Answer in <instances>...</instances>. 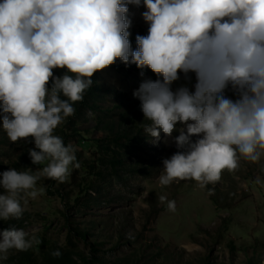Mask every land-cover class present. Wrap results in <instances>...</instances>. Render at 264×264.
<instances>
[{
    "label": "clouds",
    "instance_id": "9594fccd",
    "mask_svg": "<svg viewBox=\"0 0 264 264\" xmlns=\"http://www.w3.org/2000/svg\"><path fill=\"white\" fill-rule=\"evenodd\" d=\"M141 4L149 28L146 36L135 37L133 50L126 14L128 5ZM117 58L162 77L144 80L132 93L152 122L144 127L147 136L156 143L162 131L177 149L162 160L161 185L191 179L204 187L218 181L222 170H235L238 153L259 160L264 0H0V120L11 141L33 138L39 150H28L33 164L48 160L37 175L12 168L0 174V220L21 217V193L43 194L36 188L40 176L65 179L76 157L53 130L74 114L72 104L83 99L93 74ZM54 68L75 76L56 77ZM189 73L195 74L194 91L186 85L173 90L179 74L190 80ZM226 89L237 98H229ZM168 208L175 211V202ZM26 235L14 228L0 232V262L10 249L32 246Z\"/></svg>",
    "mask_w": 264,
    "mask_h": 264
},
{
    "label": "rangeland",
    "instance_id": "374dc122",
    "mask_svg": "<svg viewBox=\"0 0 264 264\" xmlns=\"http://www.w3.org/2000/svg\"><path fill=\"white\" fill-rule=\"evenodd\" d=\"M128 9L129 40L135 50V37L148 33L149 23L141 15L147 9L143 4ZM52 71L56 77L73 74L65 68ZM179 75L172 89L186 85L194 91L195 74H188L190 80ZM158 78L162 80L150 69L126 66L119 58L97 71L96 82L106 94L101 107L109 113L103 121L112 122L113 132L105 131L88 111L77 125L87 140L82 144L79 133L61 122L53 135L72 146L76 160L63 181L40 176L36 188H43V194L32 198L21 193L22 224L0 226V232L23 230L37 247L39 238L62 248L73 241L78 251L88 254V245L76 237L77 230H85L93 234L89 241L98 240L104 250L116 247L109 260L136 252L146 264H264V150L256 162L238 153V167L222 170L218 181L204 187L191 179L161 185L162 160L177 149L162 131L156 143L147 136L144 127L152 122L132 95L144 80ZM226 95L237 98L230 89ZM178 135L174 130L172 136ZM29 149L39 151L33 138L11 141L0 120V174L10 168L39 174L41 164L31 162ZM38 182L50 186L49 191ZM161 196L166 197L163 202ZM169 201L175 202V211L169 210Z\"/></svg>",
    "mask_w": 264,
    "mask_h": 264
},
{
    "label": "trees",
    "instance_id": "16d2710c",
    "mask_svg": "<svg viewBox=\"0 0 264 264\" xmlns=\"http://www.w3.org/2000/svg\"><path fill=\"white\" fill-rule=\"evenodd\" d=\"M67 75L73 77L75 76L69 73H67ZM91 79L93 81V84L85 90V92L83 93V99L72 104L75 109L74 114L65 117L62 120L63 127L65 129H69L70 131H73L75 135L79 133V131H77V125L85 120V114L88 111L93 112L95 114V117L97 119H100L98 121V125L103 126V128L106 129L105 131H108L110 133L113 132V127L111 126L112 122L110 121L111 123L109 122V124L103 121L105 120V117L109 115V113L101 107V104L104 101V96L106 94L96 82V72L93 74ZM51 86L52 79L50 78L47 87L51 88ZM61 98L67 99L63 96H61ZM77 137L82 139V144H85L87 142V140L81 138L80 133L77 135ZM46 165L47 163H45V161L44 163L42 162L40 165L41 169H43V167H45ZM38 183L39 186L45 187L47 192L49 191L50 186L45 183ZM21 224L22 222L19 218L0 220L1 227H10L11 225L15 227ZM76 237L88 245V254H83L78 251L75 248L73 241L69 243V246L62 248L52 242L46 241L43 238H39L37 240L38 247L32 245L27 250L23 251L10 249L7 253V259L0 262V264H146L145 260L141 259L136 252L125 257L117 258L115 260L107 259V255L115 251L116 247L104 250V246L98 240L93 242L89 241V239L93 238V234L88 231L77 230ZM56 250L60 251L61 253L59 257L52 255V253ZM249 264H253V262L250 261Z\"/></svg>",
    "mask_w": 264,
    "mask_h": 264
}]
</instances>
